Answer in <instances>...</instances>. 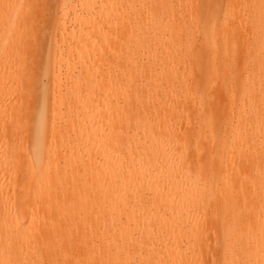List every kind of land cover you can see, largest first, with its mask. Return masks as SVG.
Instances as JSON below:
<instances>
[{
    "label": "bare ground",
    "instance_id": "1",
    "mask_svg": "<svg viewBox=\"0 0 264 264\" xmlns=\"http://www.w3.org/2000/svg\"><path fill=\"white\" fill-rule=\"evenodd\" d=\"M0 264H264V0H0Z\"/></svg>",
    "mask_w": 264,
    "mask_h": 264
},
{
    "label": "rangeland",
    "instance_id": "2",
    "mask_svg": "<svg viewBox=\"0 0 264 264\" xmlns=\"http://www.w3.org/2000/svg\"><path fill=\"white\" fill-rule=\"evenodd\" d=\"M53 1H55V0H53ZM49 5V6H48ZM47 7L49 8V9H47ZM47 7H44V9L46 10V11H48L49 13H47L46 11L44 12V13H41L43 16V18H42V23H43V21L44 22H46V21H49L50 22V17H52V14H53V12H54V6H53V4L51 3H47ZM41 10V9H40ZM44 11V10H43ZM42 11V12H43ZM41 14L39 15V16H41ZM50 14V15H49ZM45 15H47V16H45ZM39 18V17H38ZM45 18V19H44ZM47 18H50V19H48V20H46ZM39 19H41V18H39ZM36 22L38 21H40V20H35ZM37 22V23H38ZM41 22V21H40ZM40 24V23H39ZM38 37H39V35H38ZM36 41H39L38 39L36 40Z\"/></svg>",
    "mask_w": 264,
    "mask_h": 264
}]
</instances>
